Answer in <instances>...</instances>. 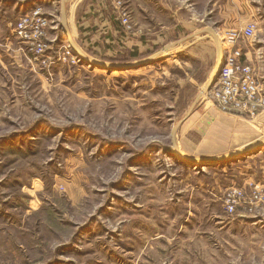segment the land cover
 <instances>
[{
	"label": "rangeland",
	"instance_id": "1",
	"mask_svg": "<svg viewBox=\"0 0 264 264\" xmlns=\"http://www.w3.org/2000/svg\"><path fill=\"white\" fill-rule=\"evenodd\" d=\"M76 1L65 2L70 35ZM123 1L124 35H71L90 57L128 63L198 36L146 65L108 69L75 52L61 0L29 9L47 19L49 59L13 34L20 13L4 14L13 41L0 45V264H264V204L250 198L264 188V149L201 164L178 157L171 140L183 118L174 138L184 154L227 152L264 135V106L225 111L204 89L214 43L182 23L199 18L204 0H161L157 10L151 0L147 23L143 0ZM238 188L244 196L230 210Z\"/></svg>",
	"mask_w": 264,
	"mask_h": 264
},
{
	"label": "crops",
	"instance_id": "2",
	"mask_svg": "<svg viewBox=\"0 0 264 264\" xmlns=\"http://www.w3.org/2000/svg\"><path fill=\"white\" fill-rule=\"evenodd\" d=\"M5 1L7 2L4 3ZM105 1L80 0L78 2L77 0L75 2V16L73 18L75 32L69 29L73 38L75 37L78 40L94 42L107 39L108 37L106 35L109 32H111L113 37L116 36L112 19L108 16ZM33 2L34 0H0V45L5 46V50H8L10 47L12 40L10 34L12 30L8 29L10 22L4 21V14L6 15V11L9 7H12L17 14H22L32 8ZM142 2L144 4H140V7L144 10L143 21L147 23L146 19L151 14L150 10H148L150 6L148 8L147 3H150L151 0H143ZM262 2L264 3V0ZM262 2L261 0H204V6L199 18L190 16L192 21L191 19L189 21H182V23L186 22L185 25L189 26L192 30L197 29L196 26H201L202 28L199 31H202L205 35L203 38L204 42L212 40L214 43L215 59L213 61L214 64L212 63L213 65L209 77L215 72V61L220 53V47L215 43L212 33H216L220 38L227 30H242L247 24L253 22L256 26L254 35L250 37L248 41L240 42V47L242 48L241 59L243 62L249 63L255 67L260 79L264 80V5ZM110 3H112V0H110ZM160 3H162L161 0H153L155 10H157V7L161 8ZM112 10L114 11V7ZM191 13L194 14L193 11H191ZM155 15H157V13L153 16ZM155 17L154 21L157 22V16ZM200 21L202 23L199 24ZM4 24L7 25V28L2 27ZM68 25L70 27V24ZM196 32L197 31L191 32L188 35L193 34L192 36H198ZM19 47L20 45H17L16 48L13 49L17 57L21 53ZM204 47L210 48L211 44L205 45L204 43ZM224 119L229 123L230 119L228 117ZM260 149H264V145L260 147ZM249 176H252V173H249Z\"/></svg>",
	"mask_w": 264,
	"mask_h": 264
},
{
	"label": "built area",
	"instance_id": "3",
	"mask_svg": "<svg viewBox=\"0 0 264 264\" xmlns=\"http://www.w3.org/2000/svg\"><path fill=\"white\" fill-rule=\"evenodd\" d=\"M112 4L120 24L124 30L129 31L131 16L124 1L112 0ZM46 25L47 19L37 7L18 16L13 34L25 43L28 52L49 59L44 56L47 50L44 40ZM255 28V24L251 22L242 30H227L219 38L220 53L216 60L218 74L209 89V95L225 111L253 115L258 108L264 106V80L260 79L255 67L240 60V42L248 41L254 35ZM67 52L69 53L68 50ZM229 194L231 199L228 198V207L231 210L244 194L240 188ZM250 198L252 202L264 204V188H254Z\"/></svg>",
	"mask_w": 264,
	"mask_h": 264
},
{
	"label": "water",
	"instance_id": "4",
	"mask_svg": "<svg viewBox=\"0 0 264 264\" xmlns=\"http://www.w3.org/2000/svg\"><path fill=\"white\" fill-rule=\"evenodd\" d=\"M65 2L66 0H61V4H60V23L61 26L63 28V30L66 32L67 37L69 39V42L71 44V46L73 47V49L75 50V52L81 57L83 58L85 61H87L88 63H90L92 66H100L102 68H108V69H127V68H136L142 65H146L148 63H150L151 61L155 60L160 54H162L164 51L169 50L174 48L175 46H177L182 40H185L189 37H191L193 34L187 35L184 38H180L177 39L173 42L167 43L165 44L163 47L153 51L151 54L144 56L138 60H135L133 62H128V63H117V62H111V61H105V60H100V59H96L93 57H90L89 55H87L81 48L80 46L75 42V40L71 37V35L68 32V25H67V16H66V8H65ZM214 41L216 42L217 46H219V37L216 33H212ZM217 71L213 74V77L211 79H209L206 83H205V87L204 89H209L210 86L213 84V82L215 81V78L217 76ZM193 105V103H192ZM192 105H190V107L188 108V110L186 111V114L190 113V110L192 108ZM184 116V117H185ZM183 120V118L179 119L173 126L171 129V140H172V145H173V152L176 153L178 155V157L190 161V162H196V163H201V164H211L214 162H219V161H224L226 159H230L233 158L235 156H238L240 154H244V153H248L251 152L254 149H257L261 146L264 145V136H262L261 138L257 139L255 142L253 143H249L246 144L244 146L241 147H237L235 149L229 150L227 152L221 153V154H216V155H211V156H200V157H196V156H187L184 153H182L179 149V147L176 144L174 135L176 132L177 127L179 126L180 122Z\"/></svg>",
	"mask_w": 264,
	"mask_h": 264
},
{
	"label": "trees",
	"instance_id": "5",
	"mask_svg": "<svg viewBox=\"0 0 264 264\" xmlns=\"http://www.w3.org/2000/svg\"><path fill=\"white\" fill-rule=\"evenodd\" d=\"M107 12H108V16H110V18L112 19L113 28L116 31V36L113 37L112 34H111V32H109L106 36L108 37L107 38L108 40H109V38H110V40L111 39L113 40V39H115V37H118V35L119 36H122L124 34H122L121 24H120L118 18L116 17L115 12L114 11L113 12L107 11ZM125 37H127V36H125ZM132 55H134V52H132Z\"/></svg>",
	"mask_w": 264,
	"mask_h": 264
},
{
	"label": "bare ground",
	"instance_id": "6",
	"mask_svg": "<svg viewBox=\"0 0 264 264\" xmlns=\"http://www.w3.org/2000/svg\"><path fill=\"white\" fill-rule=\"evenodd\" d=\"M217 68H218V63H217ZM217 68H215L214 70H217ZM215 72H216V71H215ZM215 72H214V73H215ZM214 73H213V74H214ZM212 77H213V75L210 77V79H211ZM263 136H264V135H263ZM260 138H261V137H260ZM257 139H259V138H257ZM257 139H256V140H257ZM256 140L250 141L249 143H253V142H255ZM249 143H246V144H249ZM246 144H244V145H246ZM244 145H242V146H244ZM240 147H241V146H240ZM261 147H262V146H261ZM259 148H260V147H259ZM180 151H181V150H180ZM181 152H182V151H181ZM252 152H253V151H252ZM182 153H183V152H182ZM185 155H186V154H185ZM187 156H188V155H187Z\"/></svg>",
	"mask_w": 264,
	"mask_h": 264
}]
</instances>
